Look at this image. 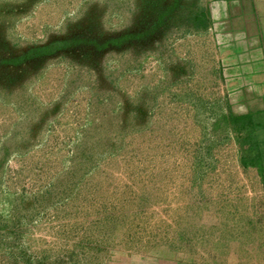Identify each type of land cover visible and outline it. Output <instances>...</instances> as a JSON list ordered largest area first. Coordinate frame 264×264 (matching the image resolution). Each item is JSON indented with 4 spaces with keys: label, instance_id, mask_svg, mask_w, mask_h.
Listing matches in <instances>:
<instances>
[{
    "label": "rangeland",
    "instance_id": "obj_1",
    "mask_svg": "<svg viewBox=\"0 0 264 264\" xmlns=\"http://www.w3.org/2000/svg\"><path fill=\"white\" fill-rule=\"evenodd\" d=\"M231 1L0 0V264H264Z\"/></svg>",
    "mask_w": 264,
    "mask_h": 264
},
{
    "label": "crops",
    "instance_id": "obj_2",
    "mask_svg": "<svg viewBox=\"0 0 264 264\" xmlns=\"http://www.w3.org/2000/svg\"><path fill=\"white\" fill-rule=\"evenodd\" d=\"M223 22L226 25L221 31L229 42H224L228 52L224 59L230 64L225 74L229 90L264 100V0L231 1ZM241 102L249 103L244 97ZM245 107L248 109V105Z\"/></svg>",
    "mask_w": 264,
    "mask_h": 264
},
{
    "label": "trees",
    "instance_id": "obj_3",
    "mask_svg": "<svg viewBox=\"0 0 264 264\" xmlns=\"http://www.w3.org/2000/svg\"><path fill=\"white\" fill-rule=\"evenodd\" d=\"M251 107L248 114L235 117L234 120L238 127L249 129L245 142L249 145V150L242 161L256 166L264 176V106Z\"/></svg>",
    "mask_w": 264,
    "mask_h": 264
}]
</instances>
